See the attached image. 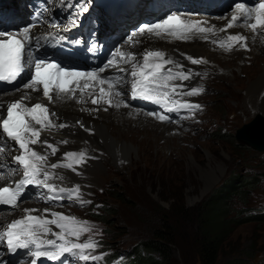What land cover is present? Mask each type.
<instances>
[{
	"label": "rangeland",
	"instance_id": "rangeland-1",
	"mask_svg": "<svg viewBox=\"0 0 264 264\" xmlns=\"http://www.w3.org/2000/svg\"><path fill=\"white\" fill-rule=\"evenodd\" d=\"M209 44L218 55V63H212L215 67L211 64L207 70H195L183 64L192 73L211 81L199 85L191 78L188 88L203 87L204 91L183 96L202 107L194 113L186 109L177 111L174 122H166L182 126L173 136L170 130L167 139L158 140V144L167 147L162 150L156 145L142 147L141 151L132 153L129 163L120 167L109 157V152L92 146L105 154L100 174L95 171L98 166L95 169L82 166L83 177L91 176L90 180L67 178L57 184L58 187L80 185L82 199L91 203L70 201L61 208L89 222L91 230L81 236L97 238L101 253L105 251L102 254L113 256L110 261L114 264L119 258L123 259L122 264L133 263V254H138L144 240L164 224L170 236V264H201L198 209L220 186L237 184L242 177L253 178L254 184L245 186L239 195L230 196L227 219L234 218L235 223L230 226L218 264L235 259L238 260L235 264H264V151L236 138L240 127L264 112V94L258 105H249L245 96L246 82L264 72L263 61L253 58L257 51L251 52L250 57L239 53L238 45L225 51ZM46 133L47 130L40 133L41 141L47 138ZM96 174L100 175L99 179ZM118 189L122 190L121 199L114 197ZM32 202L41 205L37 214L43 216L45 204L30 198L21 204ZM213 203L218 207L220 199L215 198ZM108 209L115 211L114 215H107ZM152 256L161 258L157 252Z\"/></svg>",
	"mask_w": 264,
	"mask_h": 264
},
{
	"label": "snow or ice",
	"instance_id": "snow-or-ice-1",
	"mask_svg": "<svg viewBox=\"0 0 264 264\" xmlns=\"http://www.w3.org/2000/svg\"><path fill=\"white\" fill-rule=\"evenodd\" d=\"M68 7L77 9L73 13V23L75 24L77 22L75 18L87 10V3L86 0H76V3L68 4ZM224 19L228 18L224 17ZM206 23L207 21L192 20L184 18L182 14L171 13L156 23L141 25L137 32L140 35L147 33L154 34L157 37L173 35L184 40L201 36L207 40V34L209 33L215 34L217 31L228 33V29L235 27L237 23H242L254 35L264 34V0H259L254 7L246 6L245 3L235 0L234 9L230 13L228 23L218 30L215 26H201V24ZM37 27L38 25L34 23L15 32L0 30V81L14 82L27 70L26 48L33 39L32 29ZM53 27H57V25H53ZM136 34L133 33L128 38L129 41ZM248 39L242 33H229L222 40L213 39L212 43L217 44L225 51H231L237 44L247 50ZM92 47L96 48L97 45L93 44ZM136 56V53H125L118 48L114 53L113 60H110L98 70L88 72L77 71L63 67L55 61L37 58L32 61L31 77L23 85V88L26 90L30 89L32 92H42L43 97L48 102L53 100V94L60 98H75L77 92L81 96V100L78 102H84L83 96L87 89L89 99L94 105L103 103L108 105V107L119 108L121 105L128 107L127 102L120 99L125 94L124 89L121 87L125 82L124 78L100 75L113 67L114 61L118 64L115 58L119 57L124 63L131 66L130 71L127 68H119L118 71L121 73L128 72L130 75L133 99L151 100L160 104L167 112L186 109L194 113L196 110L201 109L202 106L200 104L181 101L176 97L199 95L203 93V87L188 88L183 83H174L176 80L187 81L193 75H199V73L194 74L189 70L173 75L171 69L165 68L166 64L173 63V61L164 59L165 53L159 50H147L142 54V59L139 61H137ZM187 59L192 64L208 63L203 57L193 58L188 56ZM159 60H163L164 63L156 62ZM178 67L182 68L183 66L178 65ZM78 78H83V81L81 82ZM97 85H99L98 91ZM25 100H30L27 92L20 99L7 104V114L5 117L0 118V130H2L8 140L15 142L14 148L18 146L20 150V154L13 156L12 160L23 173L21 179L16 181L14 185L9 184L0 187V204L17 207L18 201L23 197L29 186L46 189L50 193L46 197L49 202L52 200L62 201L67 198L81 204L91 203V201L82 199L83 194L80 185H74L72 188H63L49 183L55 176L54 172L48 170L49 168H66L79 174L76 165L86 162V153L83 151L79 153L66 152L63 161L48 165V150H50L51 155H56L59 149L53 144H49L46 140L41 141L39 138L40 131L41 129L56 127L64 128L67 125H57L53 122L56 114L49 111L47 104L37 102L28 106L24 103ZM96 110L98 108L93 109V111ZM104 110L107 111V108ZM147 115L153 116L161 122L171 119L170 116L163 112H150ZM77 123L84 127L81 122L78 121ZM37 125L39 127H36ZM61 143H67V141H61ZM37 144L44 145L46 149L44 154L31 147V145ZM5 150V147L0 146V153ZM15 171L16 169L12 170V172ZM6 178V175L0 172V181ZM58 178L63 179L62 176ZM40 198L45 197L41 196ZM39 211V209H24L25 215L23 217L12 220L7 224L5 230L0 232V240L6 241L10 251L32 249L29 253L32 257L31 264H37L40 258L56 261L65 254L77 255V253H80L79 259L82 260H88L89 258L92 260L98 259V257H89L83 254L86 250L95 249L98 246L96 241L89 238L83 243L74 242L79 241L81 235L91 230L88 227V221L80 220L75 216H67L63 213L52 212L48 208L43 209V216L32 214ZM51 226H55L59 231H54ZM49 235L54 238L45 240L44 238Z\"/></svg>",
	"mask_w": 264,
	"mask_h": 264
},
{
	"label": "bare ground",
	"instance_id": "bare-ground-1",
	"mask_svg": "<svg viewBox=\"0 0 264 264\" xmlns=\"http://www.w3.org/2000/svg\"><path fill=\"white\" fill-rule=\"evenodd\" d=\"M179 1L182 0H177V2ZM201 2L202 0H194V3L201 4ZM168 4L171 3L168 2ZM160 5L161 8H165L167 6V3L164 2ZM193 7L196 9H201L199 5H193ZM202 8L204 9V7ZM129 10L130 9H128L127 11ZM213 10L214 7L212 8L211 12H204L198 14L196 13L193 16L196 18H200L201 21H207L206 25L215 26V28L218 30L220 28H223L228 23V19H230L231 10L227 9L222 11L221 13H214ZM127 11H124L121 14L128 15ZM139 13L143 14L144 13L143 9L136 8L134 12L131 14V16H124V19H119L117 22H120V26L123 25V28L129 29L137 21L136 15L133 16V18L132 15ZM89 14L91 15L93 14V12L90 11ZM224 17H227L228 19H224ZM112 24L114 26L116 22H113ZM98 27L102 30L106 28H114L108 26L107 23L104 22L102 19H99ZM216 33L220 36H224L229 33L230 34L242 33L243 35L248 37L249 39L247 41V45H248L247 50L239 47V45L237 44L238 45L237 48L239 47L240 48L239 50H241L239 53L244 54L247 57H250L251 52L257 51L253 53L255 55L252 54V56L255 59L260 58L263 61V67H264V34L254 35L253 32L250 29L244 27L242 23H237L235 27L228 29V33L219 32V31H217ZM133 39L135 40L134 43L127 44L126 42H124L121 48L130 49V51L136 53L137 61L142 59V54L147 50H159L164 52L165 53L164 59L173 61V63H169L165 65V68L171 69L173 75L178 74L176 72V69H174L173 64L179 61L188 66L194 67L195 70H207V67H210L212 63H216V61L218 60V55L213 51L214 49H212V45L209 44V42H211L212 40V37L210 41L207 40L202 41L200 38L195 36L191 38V40L184 42L181 39L174 38L170 35H162L160 37H157L154 34L146 33L144 35H140L138 33L133 37ZM212 44L215 45L214 43ZM188 56H191L193 58L203 57L208 61V63L192 64L187 59ZM241 60H245V59L242 58ZM156 62L162 64L164 63L163 60H159ZM247 66H250V64ZM128 67L131 68L130 64H128ZM232 74H234V72ZM192 82L198 83L199 85H208L210 84L211 81L206 78H201L197 75H193ZM174 83L179 84L177 80L174 81ZM24 84L25 83H20L12 90L0 93V106H2L0 107V116L4 113L7 104L12 103L17 99H20L25 94V92H27L28 95L30 96V100H25L24 101L25 104L31 106L32 104L37 102L45 103L47 104L49 111L55 112L56 114V116L53 118V122L57 125L59 124L67 125V127L64 128L56 127L51 129H41V132L47 130L46 133L47 138L45 140L56 142L58 144V147L60 148V152L64 154L66 152H76L77 149L86 150L90 154V157L86 158V162L79 165L80 167L79 174L71 172L65 168L52 169V172H54L56 175H58L59 177L60 176L63 177L62 180H67V178L73 180H90L91 176H88V178L83 177L82 169H81L82 166H88V168H94V169L98 166L95 169V171L96 173L100 174L99 168L104 167L103 164H101V162L102 159L105 157V154H103L100 151L93 150L91 148L92 146H96L101 151H105L107 153L109 152V157L113 158L112 159L113 162L116 165L122 167L125 165V163H129L133 159L132 153L134 152L137 153L139 152V150L141 151L142 147H146L147 145L148 146L156 145L161 150L162 148L167 147V145L158 144V140L167 139V136H170L168 134L169 133L168 131L170 130L173 136V133H177L178 128L181 126L178 123H169V124L158 123V121L147 115L146 112L141 109V107L135 106L134 104H131L128 101H126L125 99L126 97H121L120 99L126 101L127 104L129 105L128 107H125L123 105H121L119 108L108 107V105L103 103L99 105H94L91 103V100L89 99L88 96V90L86 89L83 96L84 102H78L81 100V96L79 92H77L75 98H68V97L60 98L55 94H53V100L51 102H48L42 96V92H32L30 89L26 90L23 88ZM98 87L99 85H97V91H98ZM262 94H264V72L250 78L246 82L245 96L247 103H249V105L252 104L258 105V103H260L259 98L262 97ZM97 108L98 110L93 111V109H97ZM105 108H107V111L104 110ZM164 112L167 111L165 110ZM261 115L264 116V112H260L259 114L256 115L257 117L251 120V122L249 121L242 126L243 129L248 130V133H246V135H249V137L253 133L254 129L256 130L259 128L256 127V124L259 125L261 129L255 132L259 133V131H263L262 127L264 126V121L260 120V118L264 119V117ZM78 121L81 122L84 125V127H81L80 124L77 123ZM253 121H256L254 125H252ZM141 135L144 136L143 140L142 139L140 140L139 138ZM1 139L2 136L0 133V143L2 142ZM61 141H67V143H61ZM39 150L44 151L42 147H39ZM0 160H1L0 164L5 163L6 156L4 154L0 155ZM94 176H96V178L98 179L100 178V175L96 174ZM1 182H3V180L0 181V183ZM49 183H52L57 186V184L51 180L49 181ZM63 188L65 187L63 186ZM16 208H19L18 211L12 212ZM45 208L47 207H44V209ZM24 209L41 210L42 207L38 203L32 202V203L21 204L20 202L18 206L14 208V210L9 212L3 211L0 213V225H4L7 221H9L12 218H15L16 216H24L25 215ZM32 214L38 215L37 212Z\"/></svg>",
	"mask_w": 264,
	"mask_h": 264
},
{
	"label": "trees",
	"instance_id": "trees-1",
	"mask_svg": "<svg viewBox=\"0 0 264 264\" xmlns=\"http://www.w3.org/2000/svg\"><path fill=\"white\" fill-rule=\"evenodd\" d=\"M240 180L241 182L237 184L230 182L220 186L198 209V251L201 264H218L224 243L230 234V226L235 223L234 218L227 219L230 196L239 195L245 186L254 184L253 178L242 177ZM121 192L122 190L118 189L114 197L121 199L123 195ZM215 198L220 199L218 207L213 203ZM106 211L110 216L115 213L112 209ZM169 237L166 224L155 228L151 237L144 240L141 250L137 251L138 254H133V263L131 264H170ZM146 250H149V255L146 254ZM155 252L159 253L161 258L152 256V253ZM147 260L149 261L147 262ZM237 261L235 259L228 264H235Z\"/></svg>",
	"mask_w": 264,
	"mask_h": 264
},
{
	"label": "water",
	"instance_id": "water-1",
	"mask_svg": "<svg viewBox=\"0 0 264 264\" xmlns=\"http://www.w3.org/2000/svg\"><path fill=\"white\" fill-rule=\"evenodd\" d=\"M261 116H263V115H261ZM260 120H263L264 121L263 118L262 119L260 118ZM255 122L256 121H253L252 122L253 123L252 125H254ZM256 127H259V128L256 129V130L254 129L253 133L251 134L252 136L250 135V137H249V135H246V133H248V130L247 129H243L242 127H240L237 130L236 138L238 140H241V141L246 142L248 145H250L251 147L257 149L258 151H264V126L262 127V130L263 131H259V133L258 132H255V131L261 129V127L259 125H257V124H256Z\"/></svg>",
	"mask_w": 264,
	"mask_h": 264
}]
</instances>
